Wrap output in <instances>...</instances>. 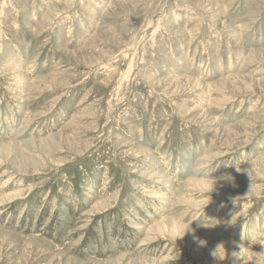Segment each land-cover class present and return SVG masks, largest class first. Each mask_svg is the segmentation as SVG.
<instances>
[{"label":"rangeland","instance_id":"obj_1","mask_svg":"<svg viewBox=\"0 0 264 264\" xmlns=\"http://www.w3.org/2000/svg\"><path fill=\"white\" fill-rule=\"evenodd\" d=\"M0 264H264V0H0Z\"/></svg>","mask_w":264,"mask_h":264},{"label":"clouds","instance_id":"obj_2","mask_svg":"<svg viewBox=\"0 0 264 264\" xmlns=\"http://www.w3.org/2000/svg\"><path fill=\"white\" fill-rule=\"evenodd\" d=\"M212 170H214V169H212ZM212 170H210V171H212ZM237 170L240 171L241 169H240L239 167H237ZM220 248H221V247H218V248L212 253L213 256H216V257H217L216 253L218 252V250H219Z\"/></svg>","mask_w":264,"mask_h":264}]
</instances>
